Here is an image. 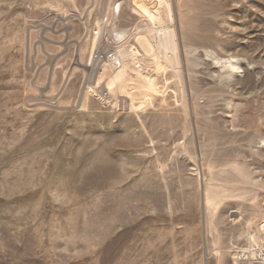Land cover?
<instances>
[{"label": "rangeland", "instance_id": "rangeland-1", "mask_svg": "<svg viewBox=\"0 0 264 264\" xmlns=\"http://www.w3.org/2000/svg\"><path fill=\"white\" fill-rule=\"evenodd\" d=\"M0 264H264V0H0Z\"/></svg>", "mask_w": 264, "mask_h": 264}, {"label": "bare ground", "instance_id": "bare-ground-1", "mask_svg": "<svg viewBox=\"0 0 264 264\" xmlns=\"http://www.w3.org/2000/svg\"><path fill=\"white\" fill-rule=\"evenodd\" d=\"M167 35H168V33L162 34V38H161V40H159L160 43L158 45H156L157 48L154 47L152 42L147 37L138 36L137 42H138L140 50L137 48H130V49L122 48V49L118 50L117 55H114L111 58H109L107 60V62L103 65V68H104V72L112 70V77L110 80H108L107 84L105 85V92L108 95L111 94V95L115 96L117 89L120 88L121 93H124L126 89L124 88V85H123L124 81L123 80L125 77V69L130 67L129 62L132 59H134L136 54H139L138 53L139 51L141 52V54H140V55H142L141 57H143L141 59L139 58L141 61H145L146 59H144V58L150 57V56L156 54V52H160V50L162 51V49H164L166 47L165 41H166ZM155 60H156V58H155ZM96 63H98V62H96V60H94L90 66V70H92L96 67ZM137 76L139 78L138 80L144 84V87H146L147 85L150 84V81L148 79L149 77H147V75L143 74V69H141L137 72ZM103 77H104L103 75H101L99 77V83L103 80ZM131 108H135V106L132 105Z\"/></svg>", "mask_w": 264, "mask_h": 264}]
</instances>
